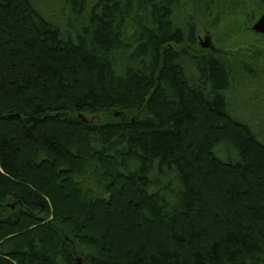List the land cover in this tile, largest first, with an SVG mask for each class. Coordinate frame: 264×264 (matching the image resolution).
<instances>
[{
  "label": "trees",
  "instance_id": "1",
  "mask_svg": "<svg viewBox=\"0 0 264 264\" xmlns=\"http://www.w3.org/2000/svg\"><path fill=\"white\" fill-rule=\"evenodd\" d=\"M191 1L0 0V264H264V41Z\"/></svg>",
  "mask_w": 264,
  "mask_h": 264
},
{
  "label": "rangeland",
  "instance_id": "2",
  "mask_svg": "<svg viewBox=\"0 0 264 264\" xmlns=\"http://www.w3.org/2000/svg\"><path fill=\"white\" fill-rule=\"evenodd\" d=\"M194 1L191 6L197 25V47L202 53L233 49L250 41H264L263 36L251 31L255 21L264 14V8L257 0H196V4ZM77 260V264H83L81 258Z\"/></svg>",
  "mask_w": 264,
  "mask_h": 264
},
{
  "label": "water",
  "instance_id": "3",
  "mask_svg": "<svg viewBox=\"0 0 264 264\" xmlns=\"http://www.w3.org/2000/svg\"><path fill=\"white\" fill-rule=\"evenodd\" d=\"M251 31L257 35H261V36H264V14L261 15L256 21L255 23L253 24V26L251 27ZM207 44H205L203 47H205ZM115 116H119L118 114H115ZM81 119H83L81 116H80ZM86 122V121H84ZM77 262H79L77 260Z\"/></svg>",
  "mask_w": 264,
  "mask_h": 264
},
{
  "label": "flooded vegetation",
  "instance_id": "4",
  "mask_svg": "<svg viewBox=\"0 0 264 264\" xmlns=\"http://www.w3.org/2000/svg\"><path fill=\"white\" fill-rule=\"evenodd\" d=\"M11 208H14V206H12Z\"/></svg>",
  "mask_w": 264,
  "mask_h": 264
}]
</instances>
